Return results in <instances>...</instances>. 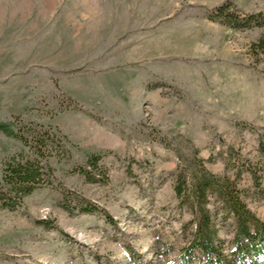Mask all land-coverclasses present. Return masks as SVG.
<instances>
[{"label":"rangeland","instance_id":"rangeland-1","mask_svg":"<svg viewBox=\"0 0 264 264\" xmlns=\"http://www.w3.org/2000/svg\"><path fill=\"white\" fill-rule=\"evenodd\" d=\"M226 1L0 0V182L25 151L20 129L52 128L70 152L50 160L55 186L116 222L70 215L59 190L36 191L0 210V264H181L192 216L174 190L180 165L195 150L217 176L234 175L229 149L240 164L261 161L264 62L250 49L263 31L210 21ZM232 3L264 12V0ZM94 154L106 185L74 173ZM239 188L264 221L249 173ZM210 209L230 255L233 219L214 200ZM192 264L206 263L197 254Z\"/></svg>","mask_w":264,"mask_h":264},{"label":"trees","instance_id":"trees-1","mask_svg":"<svg viewBox=\"0 0 264 264\" xmlns=\"http://www.w3.org/2000/svg\"><path fill=\"white\" fill-rule=\"evenodd\" d=\"M208 19L234 30L261 29L263 34L251 45L250 51L257 62H264V12L245 14L234 6L232 0H227L212 10ZM240 125L252 131L257 129L247 122ZM17 135L25 151L4 163L0 182V210L15 212L36 191L56 188L63 193L61 207L70 215L100 213L107 222L116 225L107 211L84 196L69 193L62 186H55L56 179L50 160L70 156L66 146L67 138L63 134L52 128L32 125L20 129ZM258 143L261 161L255 165L250 162L240 164L238 159L233 158V150H228L226 169L233 171L234 175L217 176L209 172L204 161L197 158L198 150L194 151L192 160L180 165L175 174L174 190L179 205L192 216V220L183 226L188 242L182 249L184 253L181 255V264H192L197 254L202 256L206 264H264V221L246 203L247 191L239 188L243 171L249 173L258 200L264 201L263 134H260ZM102 159L100 155H90L87 165L77 167L74 173L86 178L90 184L106 185L110 177L100 165ZM212 200L220 204L225 215L233 219V251L227 256L216 223L217 216L210 209ZM191 226L195 227L193 232L188 231Z\"/></svg>","mask_w":264,"mask_h":264}]
</instances>
